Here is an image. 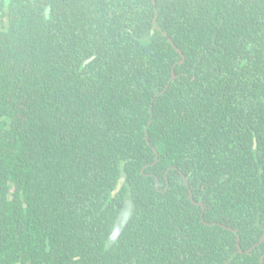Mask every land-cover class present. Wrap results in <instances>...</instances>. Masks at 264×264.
I'll list each match as a JSON object with an SVG mask.
<instances>
[{"label":"trees","instance_id":"16d2710c","mask_svg":"<svg viewBox=\"0 0 264 264\" xmlns=\"http://www.w3.org/2000/svg\"><path fill=\"white\" fill-rule=\"evenodd\" d=\"M0 23V264H264V0H0Z\"/></svg>","mask_w":264,"mask_h":264},{"label":"water","instance_id":"95a60500","mask_svg":"<svg viewBox=\"0 0 264 264\" xmlns=\"http://www.w3.org/2000/svg\"><path fill=\"white\" fill-rule=\"evenodd\" d=\"M125 182H126V176L122 174V177L119 179L116 189L112 193L113 196H115L122 189ZM133 214H134V205H133L132 198H131V192H128V195L124 202V206L121 210L119 217L117 218L115 222L112 233L108 239V244L110 246H113L118 241V239L124 232L127 224L129 223L130 219L132 218ZM263 240H264V237L261 239V241ZM237 245L239 246V242Z\"/></svg>","mask_w":264,"mask_h":264},{"label":"flooded vegetation","instance_id":"af4514ba","mask_svg":"<svg viewBox=\"0 0 264 264\" xmlns=\"http://www.w3.org/2000/svg\"><path fill=\"white\" fill-rule=\"evenodd\" d=\"M185 181H186V179H184ZM188 182L186 181V184H187ZM189 192H190V196H192L191 194V190H189ZM113 193V192H112ZM193 199V198H192ZM196 204V203H195ZM197 204H200L201 206H202V209L203 210H205L204 209V205H203V203L202 202H200V203H197ZM206 225H213V224H206ZM218 225H220V224H218ZM264 237V235L262 236V238ZM264 241V240H263ZM241 252V251H240ZM264 259V258H263ZM263 259H262V261H263Z\"/></svg>","mask_w":264,"mask_h":264},{"label":"rangeland","instance_id":"374dc122","mask_svg":"<svg viewBox=\"0 0 264 264\" xmlns=\"http://www.w3.org/2000/svg\"><path fill=\"white\" fill-rule=\"evenodd\" d=\"M2 27V24L0 23V28Z\"/></svg>","mask_w":264,"mask_h":264}]
</instances>
